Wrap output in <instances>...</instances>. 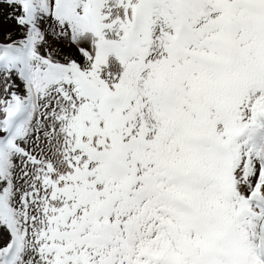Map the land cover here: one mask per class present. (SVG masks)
Here are the masks:
<instances>
[{
  "label": "snow or ice",
  "instance_id": "obj_1",
  "mask_svg": "<svg viewBox=\"0 0 264 264\" xmlns=\"http://www.w3.org/2000/svg\"><path fill=\"white\" fill-rule=\"evenodd\" d=\"M0 264H264V0H0Z\"/></svg>",
  "mask_w": 264,
  "mask_h": 264
}]
</instances>
